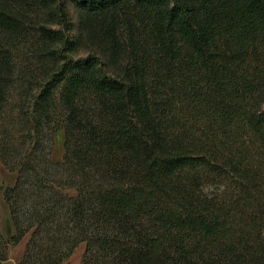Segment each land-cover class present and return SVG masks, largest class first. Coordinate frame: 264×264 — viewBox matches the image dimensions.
Masks as SVG:
<instances>
[{
  "label": "trees",
  "instance_id": "1",
  "mask_svg": "<svg viewBox=\"0 0 264 264\" xmlns=\"http://www.w3.org/2000/svg\"><path fill=\"white\" fill-rule=\"evenodd\" d=\"M67 1L0 0V260L264 264V0Z\"/></svg>",
  "mask_w": 264,
  "mask_h": 264
},
{
  "label": "rangeland",
  "instance_id": "2",
  "mask_svg": "<svg viewBox=\"0 0 264 264\" xmlns=\"http://www.w3.org/2000/svg\"><path fill=\"white\" fill-rule=\"evenodd\" d=\"M78 0H68L67 1V13L68 17L73 25L72 34L76 38H83L84 41L88 40L87 37V26L82 25L83 15L81 9L79 8ZM82 26V27H81ZM83 28V30H82ZM82 30V31H80ZM82 33L84 35H82ZM87 53L86 42L84 46L77 52V56L84 57ZM264 109V103L262 105ZM64 153L63 146V133L62 131H58L55 133V142L53 146V160H61ZM15 178V173L8 171L4 168L3 164L0 161V185L5 187L6 185L12 184ZM8 214V206L3 198V189L0 190V220L4 231L10 230L8 224H10ZM25 237L19 243L15 245H11L8 248V258L5 260H0V264H16L18 259L20 258L23 248L26 241ZM85 252V242H79L75 248L72 250L70 255L66 257L60 264H83Z\"/></svg>",
  "mask_w": 264,
  "mask_h": 264
},
{
  "label": "crops",
  "instance_id": "3",
  "mask_svg": "<svg viewBox=\"0 0 264 264\" xmlns=\"http://www.w3.org/2000/svg\"><path fill=\"white\" fill-rule=\"evenodd\" d=\"M10 231V230H9Z\"/></svg>",
  "mask_w": 264,
  "mask_h": 264
}]
</instances>
